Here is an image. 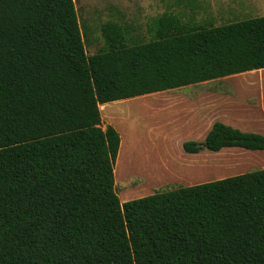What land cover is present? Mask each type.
Returning a JSON list of instances; mask_svg holds the SVG:
<instances>
[{
	"label": "trees",
	"instance_id": "1",
	"mask_svg": "<svg viewBox=\"0 0 264 264\" xmlns=\"http://www.w3.org/2000/svg\"><path fill=\"white\" fill-rule=\"evenodd\" d=\"M87 54L74 0H0V264H264V168L121 202L103 103L264 68V15L147 41L108 20ZM264 151L215 121L183 150Z\"/></svg>",
	"mask_w": 264,
	"mask_h": 264
},
{
	"label": "crops",
	"instance_id": "2",
	"mask_svg": "<svg viewBox=\"0 0 264 264\" xmlns=\"http://www.w3.org/2000/svg\"><path fill=\"white\" fill-rule=\"evenodd\" d=\"M260 72H264V68L244 73L253 75ZM226 77H234V75ZM183 87L191 89L180 91ZM148 95H153L155 99L152 100L163 105L160 111L167 112L172 119L171 128L168 133H163L159 140L155 137L150 138L151 141L146 144L144 154L137 160L138 165L130 167V144L133 138L131 133H128L131 130L128 124L132 114L140 115V120H147L151 117L148 114L151 113L150 111L156 112L143 101L149 97ZM99 109L103 127L110 124L120 135V145L114 166L115 184L140 177V179H146L148 184L180 183L185 180L191 182V179H195L188 184L192 185L206 181H203L201 176L185 177L182 171L189 164L197 163L195 160L202 150L197 153H187L183 150V143L203 141L215 121L244 132L264 135V82L260 80L223 83L197 82L144 96L110 101L101 104ZM151 114L154 117V114ZM227 148L242 149L252 153L264 168L263 150ZM215 152L218 151L213 153ZM146 191L145 188L138 191L121 192L119 193L120 201L148 195Z\"/></svg>",
	"mask_w": 264,
	"mask_h": 264
},
{
	"label": "rangeland",
	"instance_id": "3",
	"mask_svg": "<svg viewBox=\"0 0 264 264\" xmlns=\"http://www.w3.org/2000/svg\"><path fill=\"white\" fill-rule=\"evenodd\" d=\"M81 26H87L86 37L87 54H93L104 44L102 25L113 20L128 26L131 41H147L151 37L154 19L164 12L176 14L182 22L189 25H220L223 23L243 20L250 17L264 15V0H74ZM235 74L234 77H222L210 80L213 83L261 81L264 82V72L245 75ZM235 78V79H233ZM190 87H183L180 91H190ZM144 96V95H143ZM143 101L152 110L147 120H140L138 114L130 117L133 140L130 144L131 156L129 165L136 167L139 157L144 154L146 144L155 137L158 140L162 134L170 130L172 119L155 99L148 95ZM208 152V153H205ZM203 149L195 160L182 173L185 177L201 176L203 181L234 175L237 173L262 168L258 158L242 149L225 148L218 152ZM129 167V166H128ZM200 179V178H198ZM191 182L185 180L180 183L148 184L146 179L134 177L124 183H117V193L138 191L146 188V194L165 191L179 186H187ZM120 199V197H119Z\"/></svg>",
	"mask_w": 264,
	"mask_h": 264
}]
</instances>
